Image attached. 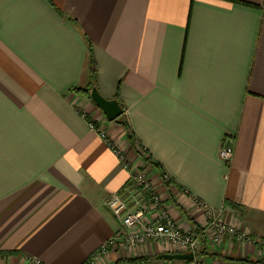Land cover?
Segmentation results:
<instances>
[{"label": "crops", "instance_id": "crops-1", "mask_svg": "<svg viewBox=\"0 0 264 264\" xmlns=\"http://www.w3.org/2000/svg\"><path fill=\"white\" fill-rule=\"evenodd\" d=\"M91 59L113 121L75 91ZM89 121L180 229L206 228L205 205L264 238V0H0V264H84L119 231L104 199L128 172ZM200 246L206 264L264 255L209 234ZM179 252L116 246L95 264H184L158 258Z\"/></svg>", "mask_w": 264, "mask_h": 264}, {"label": "built area", "instance_id": "built-area-1", "mask_svg": "<svg viewBox=\"0 0 264 264\" xmlns=\"http://www.w3.org/2000/svg\"><path fill=\"white\" fill-rule=\"evenodd\" d=\"M88 125L122 160L123 168L128 172V180L120 192L109 194L104 199L105 207L120 224L119 231L101 244L84 264H95L98 259L116 246L128 248L146 242L160 241L167 242L181 250L182 252L179 253L192 252V259L184 264H206L198 256L201 238L206 234H209L210 242L214 245L219 244L224 237L240 243L257 245L256 239L225 224L205 205L203 208L207 219L206 228H202L199 232L180 229L162 205V198L154 189L146 172L133 169L122 158L121 152L109 141L105 132L96 127L92 121H89ZM232 156L233 147L231 145H226L219 151V157L224 162H230ZM161 180L164 185L169 186L166 184L169 179L165 175H161ZM33 262L40 264L36 258H33Z\"/></svg>", "mask_w": 264, "mask_h": 264}, {"label": "water", "instance_id": "water-1", "mask_svg": "<svg viewBox=\"0 0 264 264\" xmlns=\"http://www.w3.org/2000/svg\"><path fill=\"white\" fill-rule=\"evenodd\" d=\"M89 98L92 103L103 113L107 121H113L122 114V108L116 99H106L97 90L96 86H93L89 93ZM193 257L192 252L184 253H164L158 256L159 259L164 260H176V261H188Z\"/></svg>", "mask_w": 264, "mask_h": 264}, {"label": "trees", "instance_id": "trees-1", "mask_svg": "<svg viewBox=\"0 0 264 264\" xmlns=\"http://www.w3.org/2000/svg\"><path fill=\"white\" fill-rule=\"evenodd\" d=\"M93 86H96V67H95V63H94L93 59H91L90 76H89L88 86L83 90H75V91L80 92L81 94H84V95H86V97L89 98V93H90V90ZM166 184L169 185L170 180H168V182ZM228 205L235 208L236 210H239V208H240L239 206H237L236 204H233L231 202H228ZM210 256H217V255L211 254ZM146 261H147L146 259L137 258V259L125 261L124 264H138V263L146 262ZM183 262L186 263V261H183ZM238 262L240 264H264V255L259 259H254V260L244 259V260H239Z\"/></svg>", "mask_w": 264, "mask_h": 264}, {"label": "rangeland", "instance_id": "rangeland-1", "mask_svg": "<svg viewBox=\"0 0 264 264\" xmlns=\"http://www.w3.org/2000/svg\"><path fill=\"white\" fill-rule=\"evenodd\" d=\"M240 232H244V231H241V230H240ZM244 233H246V232H244ZM246 234H247V236L251 237L252 239H253V238L256 239V243H257V245L260 246L259 248H260L262 251H264V238H260V240H259L258 237H254V236H252L251 234H248V233H246ZM200 245H201V243H200ZM199 250H200V251L198 252V256H199L202 260L205 261L204 257L206 256L207 253H205L203 249L201 250V246H200V249H199Z\"/></svg>", "mask_w": 264, "mask_h": 264}]
</instances>
